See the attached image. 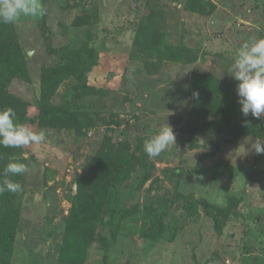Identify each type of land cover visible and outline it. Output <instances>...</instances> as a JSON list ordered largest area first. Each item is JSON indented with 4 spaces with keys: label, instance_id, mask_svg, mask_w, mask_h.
<instances>
[{
    "label": "trees",
    "instance_id": "obj_1",
    "mask_svg": "<svg viewBox=\"0 0 264 264\" xmlns=\"http://www.w3.org/2000/svg\"><path fill=\"white\" fill-rule=\"evenodd\" d=\"M57 1L61 3V27L68 26L63 22L67 21L65 13L74 10L75 16L70 20L69 28L81 30L85 34L69 33L63 46L54 47V33L47 25V19L53 2ZM70 1L42 2L46 14L40 18L38 26L43 32L44 49L47 47L48 57L53 61L43 64L36 90L30 76L31 55L21 43L18 22L0 23V110L12 109L18 123L25 126L29 124L38 131L51 129L72 133L77 142H82L91 130L99 132L103 126L105 129L97 142L98 146L88 154L81 171L72 180L73 185L77 184V192L74 193L73 186H70L67 195L70 202L68 213L64 214L63 210L55 212L61 216L60 224H53L55 213L51 215L50 211L44 213L42 210L48 202L57 201V187L65 184L64 176L51 185L49 179L58 174L55 169L45 168L36 172L33 168V172L28 169L23 175L9 174L8 178L19 182L22 188L16 193L0 194V264H13L19 232L23 230L21 225L25 223V196L31 197L30 201L39 206L37 214L44 222V231H47L42 234V239L46 241L45 235H54L53 238L60 236L58 259L66 264H85L94 244L105 251L107 261L110 250H114L129 236L137 234L152 242L163 239L174 241L183 228L176 216L180 211L190 220L199 216L202 208L213 218L218 231L224 229L228 221L238 219L243 198L234 195L228 197L226 206H219L199 200L193 193L181 192L177 184L173 195L152 198L158 178L153 176V170L156 169L154 161L143 150L149 138L138 136L133 146L125 136L124 128L120 130L123 137L120 140L115 132L124 127L127 119L108 107L93 103L96 97L108 94V90L98 81L105 78L109 80L115 75L114 72L104 75L97 71L102 65L105 50H100L104 49L102 44L94 42L93 30L100 20L95 0ZM255 1H259L264 19V0ZM173 5V8L178 7L176 1ZM216 5L212 0H184L182 9L199 16H210ZM166 7L167 4L162 0H147L137 19L129 56L133 60H140L138 69L149 75L160 72L166 63L194 65L202 56L199 47L186 44L183 40L176 44L169 42ZM134 10L138 12V9ZM204 52L209 53L207 50ZM216 55L221 56L220 53ZM122 76L129 78L125 72ZM17 82L20 84L15 85ZM66 82L69 83V98L64 104H58L54 101L55 95ZM232 85V81H224L211 71L192 73L187 112L191 117L203 120L201 124L189 125L185 131L186 135H191L188 138L191 149L201 146L200 136L209 137L210 143L216 146V150L206 156L216 155L222 144L236 143L243 137L264 138V119L243 116ZM13 87L26 93L17 89V92H13ZM31 107L36 108L34 114H30ZM133 118L137 122L140 120L136 114ZM246 120L248 124H245ZM149 129L150 126H146V130ZM35 156H26L24 147L0 146V180L4 178V168L10 161L23 163L28 168V161H37ZM176 174L182 178L185 173L178 169ZM137 191H142L146 199L130 207L129 201ZM37 196L41 201L37 202ZM46 208L48 210V205Z\"/></svg>",
    "mask_w": 264,
    "mask_h": 264
},
{
    "label": "rangeland",
    "instance_id": "obj_2",
    "mask_svg": "<svg viewBox=\"0 0 264 264\" xmlns=\"http://www.w3.org/2000/svg\"><path fill=\"white\" fill-rule=\"evenodd\" d=\"M174 1L178 5L176 8L172 7ZM212 1L217 4L212 15L199 16L182 9L184 0H162L167 4L169 42L176 44L183 40L186 44L199 47L202 56L194 65L166 63L160 72L149 75L138 69L141 66L140 60H133L129 56L137 19L147 0H95L100 20L93 30L94 42L102 44L104 49L100 50H105L102 65L97 71L104 75L114 72L115 75L109 80L105 78L98 81L99 85L108 90V94L96 97L93 103L99 107H108L127 119L128 122L115 135L123 139L120 130L125 128V136L133 146L138 136L150 139L162 126L172 127L175 144L159 156L151 158L156 165L153 176L158 178L152 198L173 195L177 184L181 192L193 193L199 200L219 206H226L228 197L234 195L243 198L238 219L228 221L225 228L218 231L213 218L202 208L201 214L190 220L180 211L176 216L179 218L178 224L183 228L174 241L163 239L152 242L139 234L129 236L108 252L107 261L105 251L94 244L85 264H264V154L251 150L250 144L257 137H243L236 143H221L220 152L206 156L216 150L209 137L200 136L201 146L191 149L188 141L191 135L185 134L189 125L201 124L203 120L191 117L187 112L192 73L211 71L224 81H232V91L238 102V81L228 73L234 52L250 38H264V19L259 1ZM59 5L60 1L53 2L47 19V25L51 27L48 28L54 33V47L63 46L69 33L85 34L81 30L69 28L70 20L75 16L74 10L65 13L67 21L63 22L68 26L61 27ZM134 9H138V12ZM41 17H22L17 28L21 43L31 55L29 68L34 87L39 85L43 64L53 61L48 57L47 47L44 49L43 32L38 26ZM204 50L209 53L206 54ZM219 53L220 57L216 55ZM124 72L131 74L132 79L123 77ZM18 84L20 82L15 85ZM16 89L26 93L16 87L12 91L17 92ZM69 94V83L66 82L58 89L54 101L64 104ZM30 110V114H34L36 108L31 107ZM135 114L139 115V122L134 120ZM26 126L41 131L29 124ZM146 126H150L148 131ZM104 129L103 126L99 132L91 130L82 142H77L72 133L43 129L45 140L42 143L24 146L26 156L36 155L37 158V161H28L31 172L33 168L36 172L45 168L55 169L58 174L49 179L51 185L63 176L66 179L63 186L57 187V201L48 202V210L47 205L43 207L44 213L50 211L53 215L60 210L64 214L68 213V190L70 186L74 189L75 185L72 180L81 171L88 154L98 146L97 142ZM178 169L184 170L182 178L176 174ZM30 198L25 196L23 200L25 223L21 225L23 230L19 232L13 264H66L58 259L60 236L53 238L54 235H45L46 241L42 239V234L47 231H44V222L37 214L39 206ZM35 198L37 202L41 201L39 196ZM144 199L145 194L137 191L129 201V206L143 202ZM55 215L53 224H60L61 216Z\"/></svg>",
    "mask_w": 264,
    "mask_h": 264
},
{
    "label": "clouds",
    "instance_id": "obj_3",
    "mask_svg": "<svg viewBox=\"0 0 264 264\" xmlns=\"http://www.w3.org/2000/svg\"><path fill=\"white\" fill-rule=\"evenodd\" d=\"M45 14L46 8L42 0H0V23L15 24L22 17L36 18ZM228 73L238 81L236 90L243 116L264 119V38L253 37L242 43L234 52ZM129 79H132L131 74ZM245 124H248L247 120ZM44 140L43 130L37 132L18 123L15 112L10 108L0 110V146L22 148L30 144H40ZM175 140L172 127L162 126L154 136L145 141L143 150L151 159L175 144ZM250 144L251 150L264 154V138H256ZM27 172L25 164L10 161L4 168V178L0 180V194L20 191L21 184L8 176Z\"/></svg>",
    "mask_w": 264,
    "mask_h": 264
},
{
    "label": "water",
    "instance_id": "obj_4",
    "mask_svg": "<svg viewBox=\"0 0 264 264\" xmlns=\"http://www.w3.org/2000/svg\"><path fill=\"white\" fill-rule=\"evenodd\" d=\"M77 192V184L74 185V193Z\"/></svg>",
    "mask_w": 264,
    "mask_h": 264
}]
</instances>
